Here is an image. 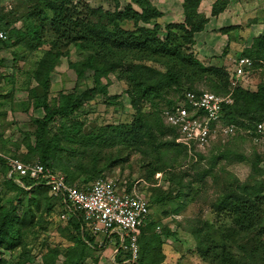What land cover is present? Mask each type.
Wrapping results in <instances>:
<instances>
[{"label": "trees", "instance_id": "1", "mask_svg": "<svg viewBox=\"0 0 264 264\" xmlns=\"http://www.w3.org/2000/svg\"><path fill=\"white\" fill-rule=\"evenodd\" d=\"M19 2L26 7L20 18H15L16 13L0 9V33L5 36L8 33L10 47L18 48L12 53L14 60H25L28 54L35 56L25 102L35 110H42L44 115L32 118L30 131L15 143L0 135V176L5 191L14 197L5 205L0 196V264H11L14 255H17L16 264H31L35 251L41 254L40 264H97L94 253L106 247L105 243L100 245L95 241L79 212L69 215L64 226L54 223L55 217L61 221V215L66 213L63 205L49 195L44 185L27 191L7 180L6 158L24 164L39 162L53 174L64 176L67 185L80 189L108 177L106 174L113 172L116 166L124 169L123 163L131 155H139V180L149 185L142 186L140 191L148 194L145 197L149 209L151 205L169 206L164 217L178 215L180 208H186L193 201V194L201 191L197 187H204L208 177L220 187L211 204L215 222L198 219L189 222L192 225L189 234L195 241L194 253L201 262L264 264V168L261 167L264 134L262 152L247 157L226 149L206 159L198 152L189 156L183 146L176 144V130L165 126L160 118L161 111L173 108L186 92L207 91L221 96L228 93L229 72L205 66L192 51L195 37L208 24V18L199 11L202 0H183V21L164 27L159 22L163 13L149 0H130L122 10H119L118 0H110L115 4L113 11L91 8L75 0ZM227 3L217 0L211 7V16L221 14ZM16 22L21 23L20 28H15ZM231 31L234 29L219 32ZM6 40L7 37L0 39V49L8 48ZM45 45L50 48L42 52ZM70 48L82 58L71 62ZM240 57L254 62L259 84L254 91L248 85L234 91L233 104L223 108L222 124L236 128L234 141H251L257 125L264 122V85L256 71L264 65V33L254 38ZM63 59L74 72L75 85L49 99L51 75ZM88 75L93 87L79 91ZM110 77L121 85V96L129 99L132 119L129 123L91 124L87 110L95 103L121 106V97L108 95L112 85ZM145 104L148 113L144 111ZM220 159L247 162L252 175L245 183L223 169L222 176L218 175L214 167ZM203 160H207L205 166ZM185 165L193 174L183 168ZM157 174H161L159 181L163 175L167 189L159 187L155 180ZM23 183L33 184L28 179ZM132 185L129 182L128 189ZM13 202L21 207L19 215ZM58 208L60 213H57ZM160 221L151 220L140 227L136 264L164 261L161 234L165 237L176 234ZM45 225L56 226L62 244L52 247L49 236L41 237L39 230L47 232ZM159 227L161 232L157 231ZM115 248H119L118 244ZM1 252H8L11 258L6 259ZM129 260V251L119 249L114 262L131 264L125 263Z\"/></svg>", "mask_w": 264, "mask_h": 264}, {"label": "rangeland", "instance_id": "2", "mask_svg": "<svg viewBox=\"0 0 264 264\" xmlns=\"http://www.w3.org/2000/svg\"><path fill=\"white\" fill-rule=\"evenodd\" d=\"M83 1L91 8H103L105 10H114L115 4L110 0H75V2ZM153 7L157 8L163 13V17L160 19L162 27L169 23H181L183 21L182 14V1L183 0H149ZM217 0H202L199 11L208 18V28L206 35L198 36L199 45L196 49L193 47L196 58L202 62L205 66H213L223 68L225 72H231L233 69L229 58L226 56L224 49L227 50V54L232 51L233 48L247 47L251 44L253 37L264 33V0H226L228 5L225 10L216 17L211 16V7ZM119 10H122L127 4H130V0H118ZM138 10L136 7H134ZM0 9H4L6 12L16 13L15 18H20V15L26 11L24 4L19 0H0ZM15 28H20L21 23L16 22ZM226 28H233L228 34H221L219 31ZM7 40L5 44L8 48L0 49V135L4 139L9 140L11 143L20 140L26 132L30 131V124L32 118H42L43 112L40 109H33L31 105L25 102L27 89L30 84L29 71L32 63L35 60V56L28 54L27 59L14 60V55L17 47H10L9 34L6 33ZM200 38V39H199ZM212 40V43L209 42ZM228 39V41H227ZM209 45H207V44ZM206 46V47H204ZM230 46V47H229ZM49 46L45 45L41 48V51L49 50ZM205 48V49H204ZM71 62H76L82 58L74 48H70ZM235 54V53H234ZM235 57V56H233ZM67 60L63 59L60 64L55 68V71L51 75V85L49 99L56 97L57 93L61 90V84L66 78V87H74L76 77L74 72L68 68ZM63 79V80H62ZM112 85L108 88L109 96H118L120 98L121 106H109L106 107L102 103H95L89 111L87 110L88 122L91 124H118L120 122L129 123L132 119L133 111L130 108L129 99L126 96H121L122 87L116 81L114 77H110ZM248 88L252 91L256 90V86L259 84L257 74H254L248 80ZM104 83V81H103ZM35 84L32 83V87ZM64 90H69V89ZM93 87L91 77L88 75L79 86V91H85L88 88ZM204 90H208L206 86H200ZM62 91V90H61ZM4 96H10L5 98ZM171 95L168 97L170 98ZM29 106V107H28ZM144 111L148 113V105H144ZM88 128V127H87ZM86 128V129H87ZM264 128V122H263ZM240 136H244L240 133ZM233 137H224L221 134L213 136L209 143V146L204 150L203 156L208 159L212 155H217L226 149L232 150L233 154L236 152L250 157L254 152H262L261 143H255L253 139L251 141L239 140L235 141ZM13 151V147L11 149ZM23 150V149H21ZM139 155H131L127 162L123 163L124 169L116 166L114 171L107 173L106 176L118 179L122 184L126 186L131 182L132 184L141 179ZM207 160L202 161V165H206ZM264 168V164L261 165ZM187 168L189 174H193V171ZM221 169L230 172L240 183L248 181L249 176L252 175L251 165L247 162H237L235 160H223L220 159L215 167L214 172L222 176ZM147 184V183H146ZM160 188L167 189L168 183L163 180L158 181ZM149 185L140 183L138 190ZM199 190L197 195H194L193 201L186 206V208H180L178 215L163 216L165 211L169 210L168 205L156 206L151 205L149 209V215L144 221L145 224H149V221L160 222L164 227H167L171 232H175L176 236L165 237L161 234L162 252L165 256L164 261L161 264H206L200 261L195 255V241L189 234V226H192L189 222L195 219L200 222L208 221L215 222V216L212 214L211 204L214 201L220 187L215 186L211 177L206 179V185ZM142 190V189H141ZM141 192V191H140ZM143 195L148 196L147 193L141 192ZM195 193V192H193ZM192 195V196H193ZM0 196L3 200V204L8 205L9 202L14 200L13 194L6 192L3 179L0 176ZM13 205L17 208V214L21 212V207L17 205V202H13ZM57 213H60L58 208ZM54 223L59 222L61 226H64L66 222L60 221V218L55 217ZM47 232L39 230L41 237L45 235L49 236L50 245L57 246L62 244L59 238L58 230L54 225H45ZM158 232L162 231V228L157 229ZM149 237V234H147ZM118 240L112 238L111 241L100 251L94 253V258H97V264H115L114 255L116 252V245ZM37 249V248H36ZM35 251V250H34ZM3 253V252H1ZM36 257L31 261V264H40V253L33 252ZM6 259H10V254L3 253ZM17 255H14L10 259L11 264H16ZM90 263L91 260L89 259Z\"/></svg>", "mask_w": 264, "mask_h": 264}, {"label": "built area", "instance_id": "3", "mask_svg": "<svg viewBox=\"0 0 264 264\" xmlns=\"http://www.w3.org/2000/svg\"><path fill=\"white\" fill-rule=\"evenodd\" d=\"M0 39H6L4 33H0ZM231 63L233 69L229 73L226 95L207 91L186 92L173 108L161 111L163 124L176 130L175 142L183 146L189 156H194L195 152L203 154L216 134L232 137L236 133L233 125L222 124L223 108L233 104L234 91L239 86H247L255 70L254 62L248 58L238 57L232 59ZM256 71L264 85V65ZM263 134V124H259L252 139L255 143H261ZM6 162L9 167L7 180L27 191L44 185L49 189V195L59 200L66 210L61 220L66 221L69 215L79 212L87 230L98 244L108 245L112 238L118 240L119 248L114 260L117 251L123 249L130 253V260L125 263L136 264L140 227L144 226L149 215L146 197L138 190L140 181L134 182L128 189L116 178L103 177L79 189L75 185H67L64 176L53 174L39 162L24 164L7 158ZM160 178L161 174L155 176L157 181ZM27 179L33 184L26 186L23 182Z\"/></svg>", "mask_w": 264, "mask_h": 264}, {"label": "crops", "instance_id": "4", "mask_svg": "<svg viewBox=\"0 0 264 264\" xmlns=\"http://www.w3.org/2000/svg\"><path fill=\"white\" fill-rule=\"evenodd\" d=\"M245 1H247V0H243V2H245ZM207 18V17H206ZM207 25H209V24H207ZM206 25V27H205V30L202 32V33H200L199 35H197L196 37H195V46H194V48L196 49V46H198L199 45V42H198V36H203V35H206V30H207V28H208V26ZM260 36V34L259 35H257V36H255V37H253V39L254 38H257V37H259ZM200 39V38H199ZM253 39H252V41H253ZM227 41H228V39H227ZM252 41H251V44H252ZM209 42L210 43H212V40H210L209 39ZM207 44V43H206ZM251 44L249 45V46H247V47H242V48H240V47H237V45L233 48V54H231L232 53V51L231 52H229L228 54H227V50L226 49H224V52L226 53V56H231V58H229V61H232V59H235V58H238V57H240V55H241V53L245 50V49H249L250 48V46H251ZM207 45H209V44H207ZM204 47H206V46H204ZM230 47V46H229ZM205 49V48H204ZM235 53V54H234ZM233 56H235V57H233ZM218 67H220V66H218ZM63 80V79H62ZM64 82H62V88H61V90H64L65 89V87H66V78H64ZM75 82H76V80H75ZM74 85H75V83H74ZM66 89H71V87H66ZM60 90V91H61Z\"/></svg>", "mask_w": 264, "mask_h": 264}]
</instances>
